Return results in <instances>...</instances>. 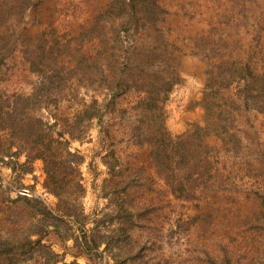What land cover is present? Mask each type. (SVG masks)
Masks as SVG:
<instances>
[{"label": "rangeland", "instance_id": "1", "mask_svg": "<svg viewBox=\"0 0 264 264\" xmlns=\"http://www.w3.org/2000/svg\"><path fill=\"white\" fill-rule=\"evenodd\" d=\"M57 72L79 95L43 116L101 105L74 147L91 220L120 210L119 264H264V0H0V95H30ZM161 127L169 161L151 154ZM42 168L23 183L54 204ZM0 178L13 186L1 163Z\"/></svg>", "mask_w": 264, "mask_h": 264}, {"label": "trees", "instance_id": "2", "mask_svg": "<svg viewBox=\"0 0 264 264\" xmlns=\"http://www.w3.org/2000/svg\"><path fill=\"white\" fill-rule=\"evenodd\" d=\"M60 74L45 79L42 87L30 95L14 97L12 102L0 95V163L15 178L13 186H6L0 178V264H82L80 258L92 264L106 252L119 264L110 247L109 230L120 210L91 220L83 202L87 193L82 171L86 157L74 147L75 143L86 142L94 121L102 117L99 100L93 98L88 105L81 99L82 107L72 117L41 114L50 104L57 107L70 95L73 100L79 95L78 91L65 94L67 81ZM160 129L162 146L153 148L151 154H162L169 161L175 142L164 127ZM21 157H25L22 163ZM38 161L43 164L42 187L56 199L54 204L34 195L33 185L23 183L27 174L35 172ZM122 209L131 215L127 206ZM90 223H95L94 228H87ZM103 245L105 250L100 253ZM69 256L72 261H67Z\"/></svg>", "mask_w": 264, "mask_h": 264}]
</instances>
